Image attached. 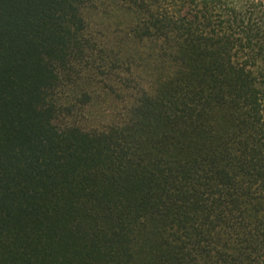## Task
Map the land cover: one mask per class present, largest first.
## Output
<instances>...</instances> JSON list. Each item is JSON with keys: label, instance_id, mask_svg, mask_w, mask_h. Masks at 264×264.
I'll use <instances>...</instances> for the list:
<instances>
[{"label": "trees", "instance_id": "obj_1", "mask_svg": "<svg viewBox=\"0 0 264 264\" xmlns=\"http://www.w3.org/2000/svg\"><path fill=\"white\" fill-rule=\"evenodd\" d=\"M0 264H264V0H0Z\"/></svg>", "mask_w": 264, "mask_h": 264}, {"label": "rangeland", "instance_id": "obj_2", "mask_svg": "<svg viewBox=\"0 0 264 264\" xmlns=\"http://www.w3.org/2000/svg\"><path fill=\"white\" fill-rule=\"evenodd\" d=\"M143 242H144V245L142 247L143 251L144 252L150 251L151 250L150 242L146 238L143 239Z\"/></svg>", "mask_w": 264, "mask_h": 264}]
</instances>
